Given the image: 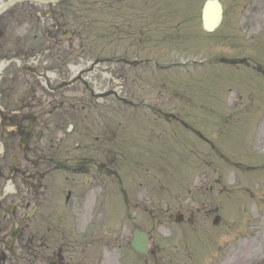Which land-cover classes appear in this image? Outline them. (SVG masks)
I'll return each instance as SVG.
<instances>
[{"label": "rangeland", "instance_id": "1", "mask_svg": "<svg viewBox=\"0 0 264 264\" xmlns=\"http://www.w3.org/2000/svg\"><path fill=\"white\" fill-rule=\"evenodd\" d=\"M196 1L24 2L0 15V189L15 190L0 222L103 162L102 178L133 181L149 264H264V79L226 40L229 18L202 29ZM31 120L29 143L4 133ZM14 162L24 174L11 178Z\"/></svg>", "mask_w": 264, "mask_h": 264}, {"label": "flooded vegetation", "instance_id": "2", "mask_svg": "<svg viewBox=\"0 0 264 264\" xmlns=\"http://www.w3.org/2000/svg\"><path fill=\"white\" fill-rule=\"evenodd\" d=\"M206 1L208 0L204 3ZM218 1L223 6V21L217 31L226 27V20L229 18L228 30L235 31V34L233 36L232 33H227L226 40H235L243 48L246 56L243 57L242 63L250 69V73L264 79V0ZM196 2L199 5L196 12L202 24L204 4L200 6L201 0ZM59 26L54 25L56 34L61 29ZM8 30L9 24L0 21V33L4 35ZM20 30L25 31L21 27ZM21 44L20 49L26 48L25 42ZM18 118L19 121H24L22 116L18 115ZM30 124V127L21 131L15 127L12 132L4 130V133L20 136L23 143H29L35 123L31 120ZM24 152L29 154L32 150L29 148ZM91 164L87 163L85 168L82 167L80 173L84 178L68 179L65 185L57 188L51 202L40 198L38 205L26 213L18 206L6 207L5 214L1 217L3 221L0 222V264L153 262L152 258H139L132 248L133 234L138 230L132 214L136 208L133 185L130 184L129 188L125 189L116 173L113 174L116 176L114 182L107 184L101 177L105 164L96 163L94 168ZM21 168L14 162L10 167L9 176L13 178L14 175L24 174ZM91 174L93 177H90ZM22 182L25 183V178ZM0 190L1 207L3 197L8 195L3 186ZM6 223L11 225L9 229Z\"/></svg>", "mask_w": 264, "mask_h": 264}, {"label": "water", "instance_id": "3", "mask_svg": "<svg viewBox=\"0 0 264 264\" xmlns=\"http://www.w3.org/2000/svg\"><path fill=\"white\" fill-rule=\"evenodd\" d=\"M20 1H24V0H9L7 4L3 5L0 8V12L3 11L4 9H6L9 5L14 4L15 2H20ZM38 1L40 3H56L58 2V0H54V1H47V0H35ZM216 11V14H214V18H213V14L212 11L214 10ZM222 20V12H221V6L219 5V3L217 1H214L213 3L208 2L205 6V10H204V29L205 31L208 32H213L221 23ZM147 238L144 235V233H140V232H136L135 233V241L133 244V247L138 251V252H142V253H147L148 249V242H147Z\"/></svg>", "mask_w": 264, "mask_h": 264}]
</instances>
